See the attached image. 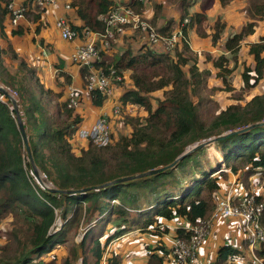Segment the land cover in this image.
Segmentation results:
<instances>
[{
  "label": "trees",
  "instance_id": "1",
  "mask_svg": "<svg viewBox=\"0 0 264 264\" xmlns=\"http://www.w3.org/2000/svg\"><path fill=\"white\" fill-rule=\"evenodd\" d=\"M9 1L0 0V35L5 20H10ZM197 1L165 0L179 12V18L176 21L170 17L160 27L156 26V21L163 13V6L155 3L149 21L158 32L169 35L185 18H189V23L182 26L183 33L186 35L194 26L200 32L201 23L206 18L205 10L214 0H200L201 11L190 13L189 9ZM231 1L219 0L221 5ZM129 2L137 12L143 13L144 5L140 0ZM70 4L80 20V24H71V27L81 35L84 28L103 32L104 18L117 1L70 0ZM43 12L29 10L26 15L36 22ZM244 12L251 21L225 40V50L215 56L210 52L203 55L212 63L215 76L224 86L229 84L227 77L239 64L242 65V86L252 90L264 78V36L248 44L247 53L252 65L240 61L239 50L243 40L254 32L257 21L264 17V0H246ZM225 26L220 18L215 20L210 35L214 46L220 43ZM24 32L21 26L11 29L12 35ZM8 47H0V79L18 94L17 105L34 163L58 189L90 190L63 194L42 187L32 172L13 106L10 107L8 101H0V223L7 216L12 217V228L3 232L7 243L0 249V264H56L54 252L60 246H66L67 251L59 264H122L121 255L109 247L113 241L134 231L152 235L161 230L167 233L171 231L168 224L177 225L171 231L174 238L187 239L190 233L183 230L182 225H195L211 215L214 209L212 193L226 183L230 173L237 175L236 182L246 190H249L254 176L264 178L263 123L213 143L220 153L215 161L217 166L212 162L202 164L196 159L205 148L201 147L165 171L95 188L114 179L167 165L194 142L263 121L264 91L225 108H220L215 101L211 112L207 108L211 99L204 95L207 71L201 69L196 58L189 54L192 51L187 43L176 45L172 53L156 51L146 43H140L135 50L128 45L123 52L113 55L109 63L101 52L102 60L95 62L96 68H114L119 73L129 71L133 87L125 90L120 100L142 107L147 116L132 123L128 136H122L105 147L89 144L76 155L70 139L83 118L67 106L63 91L46 88L35 68ZM8 51L13 60H18L13 72L5 63L4 56ZM89 73L86 67H81L84 87ZM59 77L66 84L71 81L64 72H60ZM155 91L162 92V99L153 104L148 95ZM80 97L82 102L81 94ZM88 97L95 107L104 104L105 96L98 90L89 91ZM176 171L181 173L177 183L186 187L184 192L175 193L172 188L163 186L153 190L155 202L137 207L130 205L127 188L141 187L142 182L165 174L174 175ZM215 171L218 173L212 176ZM261 224L264 227V211ZM78 233L82 238L76 241ZM243 246H248L246 239H243ZM157 250L169 252L163 245L156 244L149 249L147 264H164V256ZM257 253L264 255V251L257 250ZM48 255L51 259L43 261L42 258ZM237 258L245 260L241 248L223 243L210 264H235ZM244 262L255 264L250 260Z\"/></svg>",
  "mask_w": 264,
  "mask_h": 264
},
{
  "label": "built area",
  "instance_id": "2",
  "mask_svg": "<svg viewBox=\"0 0 264 264\" xmlns=\"http://www.w3.org/2000/svg\"><path fill=\"white\" fill-rule=\"evenodd\" d=\"M129 1L117 3L107 13L104 18L103 32H94L84 28L81 35H78L71 27L73 21L65 13L59 12L54 18V27L62 40L73 42L82 38L80 44L73 48L70 58L78 67H86L89 70L86 90L88 92L98 90L105 96L104 104L99 107H103V109L97 120L89 127L79 126L70 139L74 153L73 143H78L79 148H77L76 155L80 154V151L89 144L97 147H105L110 144L111 126L108 123V118L117 116L121 109L120 103L122 101L120 98H115L114 84L124 79L125 76L123 72L119 73L114 68H96L95 62L102 60L101 52H104L105 55L109 54L112 49L111 44L123 37L128 30L143 35L144 43L159 52H171L176 45L182 42L189 45L188 36L182 31V26L189 23V18H185L169 35H164L158 32L157 27L143 17L141 13L137 12ZM59 3H61L63 11H74L70 0H10L7 4L10 24L13 28L24 26V24L27 25V28H31L35 22L27 18L26 14L29 10L37 12V9L44 11L54 9ZM3 86L6 87L0 79V87L3 88ZM3 90L9 95L4 88ZM11 91L13 93L9 95L10 98L13 99L12 97H14L15 100H19L17 92ZM3 97L9 100L0 93V101L7 103ZM66 100L67 106L74 110H78L82 103L78 90L72 86H68L66 89ZM107 104L110 105V110L106 109ZM9 106L11 107L10 104ZM217 173L218 171H215L212 176ZM40 175L44 182L48 181L45 174L41 173ZM230 175L234 178H229L220 189L212 193L214 209L211 215L195 225H182V229L190 233L187 239L174 238L172 235L169 237L171 254L177 264H196L197 251L210 235L212 222L217 219L229 218L238 219L241 223L244 239L248 241L250 261L255 264H264V255L260 256L257 253V250L264 251V227L261 224L264 203L258 199L257 189L253 183H251L249 190H246L236 182L237 175L231 173ZM161 226L163 227L164 224ZM167 226L170 227L171 231L177 228L175 224H168Z\"/></svg>",
  "mask_w": 264,
  "mask_h": 264
},
{
  "label": "crops",
  "instance_id": "3",
  "mask_svg": "<svg viewBox=\"0 0 264 264\" xmlns=\"http://www.w3.org/2000/svg\"><path fill=\"white\" fill-rule=\"evenodd\" d=\"M122 1L127 2L129 0H122ZM236 3L238 4L235 5ZM195 4L198 5L199 10L194 12L201 11L200 0H198ZM245 5H246V0H232L230 3L226 5H221L219 0H214L211 6L205 10L206 20L203 21V23L201 24L200 32L197 29V27L194 26L193 28H190L187 33L189 39V47L191 51L210 52L213 56H215L220 50L222 51L225 50L224 49L225 40L229 36L238 33L241 30L242 26L244 25L238 22L239 20L237 19H240L243 13L245 14L244 12ZM171 11L172 12H170L169 15H163L162 13V15L156 21L157 27H160L163 24H165V22L170 17L174 18L176 21L178 20L179 12H177L174 7L171 9ZM59 12L65 13L66 16H68V18H70L73 21V24H80V20L76 17L75 11L73 12L63 11L61 3H59L57 7H55L54 9L45 10L42 13L40 19H38L34 25H31V28L29 27L27 28L26 24H24V26H21L22 28L25 29V32L21 35L11 34V29L13 27L11 28L10 20H8L7 18L4 22L5 27L3 29L2 35L4 34L5 36L9 37L11 40H13V38L16 37L24 41L22 43L21 40L18 39L20 40V41L17 40L18 43L17 42L14 43L13 41L14 44L13 45L9 44V45L11 49L17 54V56L23 58L26 62L27 60L24 58V55H22L23 52L24 54L30 53V50H32L33 47L38 46L39 41L42 45L43 44L45 45L43 47H47L46 48L47 52L44 50V48H41L38 51L39 54L38 56L36 57L32 56L30 58L32 61L30 65L35 68L39 80L46 88H50L55 92L63 91L64 93L63 99L66 98V89L68 86H72L79 91V93L82 96V103L80 108L76 110V112L80 114V116L83 118L80 126L84 128L89 126L91 123H94L97 120L103 107L102 108L95 107L90 103L91 101L88 97L89 92L86 90V87H84L83 84V78L81 76V68L78 67L76 64H74L70 58L73 48L77 44H80L82 38L76 39L73 42H67V43L61 42L60 41L61 37L58 31L56 30L58 34L56 35V32L52 31V29L50 28V22H49L50 16L52 17L54 16L55 18L56 14H58ZM189 12L194 13L191 12L190 9ZM142 15L146 19H150L152 17L150 16L151 14H149V12H147L146 10L143 11ZM217 18H220L222 21H224L226 26L222 34L220 43L217 46H214L211 42L210 35L212 34L213 24ZM204 22L207 23L206 27H203V25L205 26ZM261 23L264 24V17L261 19ZM227 29L229 30V33L225 35ZM130 34L131 31L128 30L123 37L119 38L118 41L114 43L121 44V39ZM194 35H198L200 38H202V42L198 43L197 45L194 44L193 43ZM261 36H264V27L259 32L258 36L255 37L254 39H249L247 37L243 40V42L241 43L242 46L239 50L240 61H245L246 63L248 64L250 63L251 65L253 64L251 56H249V54L247 53L248 44L258 41V39ZM128 41L133 42L132 38H128ZM0 47L5 48V46L3 45H0ZM205 65H206L205 71L208 72V75L212 80H215L216 70L214 69L212 63L206 61ZM60 72H64L66 75L70 76L71 81L69 84L64 83L63 79L59 77ZM261 82H264V78L261 80ZM106 109L110 110L109 104H107ZM94 119H96L94 122H91L90 124L85 126L84 124L85 120L92 121ZM79 142L82 143L81 141ZM230 178H234V177L231 176ZM252 183L255 185L257 189V193L258 196L260 197V200L264 203V178L255 176L252 179ZM132 234L135 236V238H139V243H140L139 245H136V243H134L135 245L129 247L126 246L127 248H123L121 251V249L116 248L118 247L117 245L121 243V240H119L118 242L113 243L109 247L110 248L112 247V250L115 253L121 255L122 264H147V259L149 257V252H150L149 249L155 247V245L153 247L152 245H149V243H151L152 240L153 241L161 240L162 237L152 236L150 235V233L142 234L135 231L128 233L126 237L131 236ZM129 238L130 237H128L127 239ZM167 238L169 240V243L167 244L168 247L166 249L169 250V252L168 251L162 252L161 250H157V253L164 256V264H177V262L174 260L173 256L171 255L170 238L169 237ZM243 239H244V234L241 227V223L238 219L229 218V219L214 220L211 225L210 235L206 238L203 245L197 251L196 264H209L215 258L217 250L223 243H230L235 247L241 248L243 255L245 257L244 259L248 260L249 258L248 246L247 247L243 246ZM144 244H146L145 245L146 247L140 248V251L142 252L141 253L139 251V247ZM158 245L161 244L159 243ZM140 255H141L140 257L141 259L140 258L138 259V256ZM245 260H242L237 264H244Z\"/></svg>",
  "mask_w": 264,
  "mask_h": 264
},
{
  "label": "rangeland",
  "instance_id": "4",
  "mask_svg": "<svg viewBox=\"0 0 264 264\" xmlns=\"http://www.w3.org/2000/svg\"><path fill=\"white\" fill-rule=\"evenodd\" d=\"M116 1H117V3L122 2V0H116ZM141 2L144 5V10L143 11L146 10L147 12H149V14H151L150 16H152V14H153L154 4L155 3H161V5L163 6L162 7L163 15H169L170 12H172L171 9L173 8V6L166 4L165 0H141ZM145 4H147V5H145ZM237 4L238 3H236L235 5H237ZM198 10H199V7L196 4L193 5L190 8L191 12L198 11ZM205 20L206 19H204L203 21H205ZM237 20H239L238 22H240V23H242L244 25L246 23H248L249 21H251V19L249 17H247L244 13L241 15L240 19H237ZM203 21H202V23H203ZM49 22H50V28L52 29V31L56 32V29L54 27V16L53 17L50 16ZM204 24H205V26L203 25V27H206L207 23L204 22ZM10 26H11V24H10ZM263 27H264V24L261 23V20L257 21V24L255 26L254 32L252 34H249L247 37L249 39H254L255 37L258 36L259 32L263 29ZM11 28H12V26H11ZM228 33H229V30L227 29V31L225 32V35L228 34ZM56 35H58L57 32H56ZM128 38H132L133 42H129ZM193 38H194L193 43L196 44V45L198 43L202 42V38H200L198 35H194ZM18 39H20V38L14 37L13 40H11L9 37H7V36H5L3 34V35L0 36V45L5 46V48H6L7 46H10L9 44L13 45L15 42L18 43V41L21 40V39L20 40H18ZM13 41H14V43H13ZM60 41L61 42H66V43L68 42V41L62 40L61 38H60ZM21 42L23 43L24 41L21 40ZM144 42H145V39L143 38V35L135 32V31H131L130 35L125 36L124 38L121 39V44L114 43V45L112 46L111 52L109 54H106V57H105L107 59L106 62L109 63L113 55L123 52L124 49L128 45H131L133 47V48L131 47L132 50H135V49H137L139 47L140 43H144ZM43 46H45V45L44 44L42 45L40 43V41H39L38 42V46L37 47L36 46L33 47L32 50H30V53L24 54V52H23L22 55H24V58L27 60V62L29 64H31L32 61H31L30 58L32 56H35V57L38 56L39 55L38 51L41 48H44V50L47 52V49H46L47 47H43ZM8 49L13 51L10 47H8ZM189 49H190V47H189ZM174 50L175 49H173L171 51V53L174 52ZM191 53L189 52V54L191 56H194V58H196L197 63L200 66V68L205 70L206 60H204L205 59V56L203 55L204 52H202V51L193 52L192 51ZM4 58L6 60L5 63L9 67L10 71L13 72V70L16 67V65L18 64V60H13L11 58L10 51H8V54H6L4 56ZM241 69H242V65L239 64L237 66L236 70L234 71V73L227 77V81L229 83V84H227V86L226 85L224 86L222 80L220 78H217L216 76H215V80H212L210 78V76L208 75V72H207V74L205 76V81L207 83V85H206L207 88L205 89L204 95L206 97H208L209 99H211L210 107L207 106L209 111H211V112L213 111V104H214L215 101L220 106V108H225L227 105L232 104V103H237V102H241L242 103L244 100L248 99L250 96H252L254 94H257V93H261V92L264 91V82L259 83L258 86L256 88L252 89V90L244 89L243 86H242V83H241V78H240ZM122 72H123V74L125 76L124 79H122L121 81H119V82L114 84V89H115L114 90L115 91L114 95H115V98H117V99H119L121 97L122 93H124L125 90L131 89L133 87V83H132V80L130 78V72L126 71V70L122 71ZM6 87L3 86V88L9 93V95L12 94L13 92L11 90H14V88H12L10 86H8L7 88ZM212 87H215V88H212ZM225 87H228L231 90H227ZM148 96L150 97L151 102L153 104H155L157 99H162V92L161 91H155V92L149 94ZM12 98H13V100L16 103L18 102V100H15L16 98H14V97H12ZM238 99H240V101ZM3 100L4 101H8V103L11 105V107L13 106L11 101L7 100L6 98H4ZM119 103H120V101H119ZM88 106H90V105H88ZM120 106H121V109L117 113V116H115L113 118H110V119L108 118V123H110V126H111V128H110V131H111V142H110V144L113 141H116L117 139H119L122 136H128L130 134V132L132 131V123L134 121H136V120L144 119L147 116L146 111L142 107H140V106H138L136 104H133L130 101H126L123 104L121 102ZM95 120L96 119H94L92 121L85 120L84 124L86 126V125L90 124L91 122H94ZM89 126H87V127H89ZM204 147L205 148L202 151V153L196 155V159L199 160V162L202 163V164H206V162H212L213 165L217 166L215 161L217 159H219V156H220V153L218 152L217 147L214 144H210V145H207V146H204ZM73 148L75 149V153H77V151H78L77 148H79L78 143L74 142L73 143ZM178 170L181 171L180 168H178ZM180 171H176L174 173V175L165 174V175H161L159 177L153 178L154 180H149L148 182H142L143 186H141V187H129V188H127V192L129 194V196H131V199L129 201L130 205L133 206V207H137V206H141L142 204L144 205L146 203L155 202L156 201V197L152 196L153 193H154L153 190L156 189V188L160 189L163 186H167L168 188H172V191L175 192V193L184 192L186 187L182 183H180V184L177 183V181L179 179H181V178H179L180 175H181ZM174 178H177V180H175ZM45 183H47V182H45ZM11 222H12V217L11 216H7V218H5L0 223V249L7 243V240H6L3 232H5L8 229L12 228ZM57 224H58V220H57L56 225ZM150 235H152V234H150ZM171 235H172L171 231L166 233L164 230H161V232L157 233L156 235H152V236L162 237V239L161 240H155V241L152 240V242L149 243V245H152L154 247V245L160 243L165 248H167L168 247L167 244L169 243V240H168L167 237H171ZM125 237L126 236H123V237H120L118 240L113 241L114 243H116L119 240H121V243L117 245L118 247H116L117 249H121V251H122L123 248H127L126 246H128V247L129 246H133V245H135L134 243H136V245L140 244L139 243V238H135V236L133 234L131 236H127L126 239L128 237H130L127 240L125 239ZM81 238H82V235L78 233L77 236L75 237V240L79 241ZM123 239H125V240H123ZM145 245L146 244L140 246L139 247V251H140V248L146 247ZM108 248L106 250H108ZM66 251H67V247L66 246H60L59 248H57L55 250L54 253H55L56 257H57V259L55 260L56 264L60 263L61 259L65 256ZM50 257H51V255H48V256H44L42 259H44L43 261H49V259H51ZM140 257H141V255L138 256V259ZM243 257H244V255H243ZM248 260H251L250 253H249ZM241 261H242V259L237 258V259L234 260V263L237 264L238 262H241Z\"/></svg>",
  "mask_w": 264,
  "mask_h": 264
},
{
  "label": "water",
  "instance_id": "5",
  "mask_svg": "<svg viewBox=\"0 0 264 264\" xmlns=\"http://www.w3.org/2000/svg\"><path fill=\"white\" fill-rule=\"evenodd\" d=\"M0 93L3 94L4 96H6L7 98H9V100L11 101V103L13 105V109H14L15 115H16V121H17L18 129H19V131L21 133L23 144H24L25 148L28 151L29 161H30V164H31L32 172H33L35 178L37 179V181L44 188H47L52 193L69 194V193H80V192H85V191L90 190V188L67 189V190L58 189V188L54 187L53 184L49 180L47 181V183H45L41 179V175H40L41 172L38 169V167L36 166V164L34 163L33 158L31 157V154L29 152L28 139H27V135H26V132H25V127H24V124H23V121H22V118H21V115H20L19 107H18L17 103L13 99H11L10 96L1 87H0ZM263 123H264V120L260 121V122L252 123V124L247 125L245 127H241V128H237V129H233V130H227V131L222 132L219 135L212 136V137H209V138L202 139L200 141L194 142L193 144L188 145L184 149V151L182 153H180L172 162L168 163L167 165L158 166L156 168L150 169V170L145 171V172H141V173H137V174H134V175H129V176H126V177H121V178H118V179H114L112 181L100 184V185L96 186L95 188H103V187H106L108 185H112V184H116V183H124V182H127V181L144 178V177H147V176H150V175L165 171V170H167L169 168L174 167L186 155L192 153L193 151H195V150H197V149H199L201 147L213 144L216 141H219V140H221V139H223V138H225V137H227V136H229V135H231L233 133L241 132V131H244V130H246L248 128H251L253 126H256V125H259V124H263Z\"/></svg>",
  "mask_w": 264,
  "mask_h": 264
}]
</instances>
